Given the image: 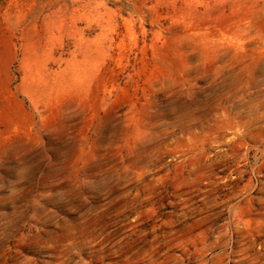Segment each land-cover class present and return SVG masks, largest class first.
<instances>
[{"label":"rangeland","instance_id":"rangeland-1","mask_svg":"<svg viewBox=\"0 0 264 264\" xmlns=\"http://www.w3.org/2000/svg\"><path fill=\"white\" fill-rule=\"evenodd\" d=\"M0 264H264V0H0Z\"/></svg>","mask_w":264,"mask_h":264}]
</instances>
